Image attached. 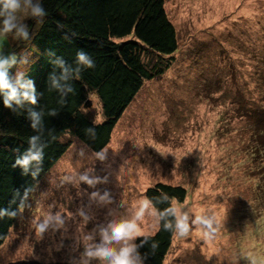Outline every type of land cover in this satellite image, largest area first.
Returning <instances> with one entry per match:
<instances>
[{"label": "rangeland", "instance_id": "rangeland-1", "mask_svg": "<svg viewBox=\"0 0 264 264\" xmlns=\"http://www.w3.org/2000/svg\"><path fill=\"white\" fill-rule=\"evenodd\" d=\"M20 2L18 22L25 24L39 0ZM164 8L177 50L143 56L163 73L143 81L113 126L103 160L75 136L61 137L70 143L37 179L0 245V263L100 264L84 255L86 244L101 243L110 221L131 220L146 188L164 182L186 189L183 201L174 200L190 229L183 238L173 234L162 264H264V151L254 137L264 107V0H165ZM17 37L0 33V55H12L5 43ZM84 111L95 122L104 118L92 91ZM81 174L99 179L90 185ZM153 210L149 204L135 221L144 234L157 229ZM56 214L63 224L52 221L38 234L44 216ZM196 214L209 218L211 229L192 225ZM135 237L108 243L118 250Z\"/></svg>", "mask_w": 264, "mask_h": 264}, {"label": "trees", "instance_id": "trees-1", "mask_svg": "<svg viewBox=\"0 0 264 264\" xmlns=\"http://www.w3.org/2000/svg\"><path fill=\"white\" fill-rule=\"evenodd\" d=\"M164 1L39 0L43 14H30L26 20L28 36H18L12 43L10 52L15 63L8 69L13 80L17 75L21 82L31 80L37 94L36 103L24 100L7 107L0 95V212L3 213L0 245L37 179L68 147L70 142L61 141V137L69 133L89 148L100 150L108 143L113 126L143 81L163 73V66L149 64V60L143 61V56L150 53L156 57L168 56L177 50L176 31ZM78 51L89 55L92 67L77 64ZM58 58L70 69L67 79L62 81L59 80L62 68L55 63ZM77 68L79 74L73 75ZM53 78L65 87H54ZM68 85L72 91L67 90ZM89 91L100 101L104 117L100 122L84 111ZM260 109L254 137L259 142L258 151L262 152L264 107ZM32 111L40 116L36 128L32 127ZM88 128L93 132H88ZM34 135L39 137L37 144L43 145L42 156L39 162L30 161L25 172L15 161L26 154L29 138ZM185 196L186 189L179 184L156 182L145 190L146 200L157 213L169 207L172 200L181 202ZM165 221L174 225L175 218L173 215L160 218L154 233L138 235L133 240L136 246L133 252L144 264L163 262L174 234L173 228H164ZM0 264L73 263L25 259Z\"/></svg>", "mask_w": 264, "mask_h": 264}, {"label": "clouds", "instance_id": "clouds-1", "mask_svg": "<svg viewBox=\"0 0 264 264\" xmlns=\"http://www.w3.org/2000/svg\"><path fill=\"white\" fill-rule=\"evenodd\" d=\"M31 3V0H30ZM22 8V4L20 0H0V33L7 34L9 32L15 31V34L19 37H27L28 31L25 24L18 22V13ZM30 14L32 16H39L43 14V9L40 7L39 3H31ZM76 62L78 65H83L85 67H92L93 61L84 51H78L76 53ZM15 63V57L13 55H9L5 57L0 55V95L3 97V104L7 107H11L12 103L20 104L21 101H29L33 104L36 103V93L31 80H27L21 82L20 76L17 75L13 80L10 78L8 69ZM55 63L61 66L62 71L59 76V80L67 79V74L70 69L64 66V61L62 59H57ZM73 75L79 74V69L77 68L72 73ZM52 84L56 88L65 87L59 83L56 78L52 79ZM68 91H72L70 85L66 86ZM32 118V127L36 128L39 125L40 116L37 112L32 111L30 113ZM97 122H99V118H97ZM88 132H93L92 128L87 129ZM39 137L31 136L29 138L30 147L27 149L26 154L22 158H17L15 161L16 164L22 166L23 170L26 172L28 170V166L30 161H37L41 159L42 152L41 148L43 145H38ZM107 152V148H101L99 151L94 153L95 157L103 160L105 158V153ZM35 175V172L33 173ZM70 179V177H69ZM81 181H85L88 184H94L99 179L98 177H89L86 174H81L79 176ZM93 197H98L100 200H104L108 197V193L104 192L102 194H98L97 192H93L91 194ZM167 199V197H165ZM150 202L148 200H142L140 202V209L136 212L135 216L131 220H120V221H110L108 225L102 227L101 237L102 242L96 245L86 244L84 255L87 257H98L100 258V264H137V261L130 255L134 249L135 245H129L125 243L124 246L120 247L118 250L112 247L108 242L109 241H120L124 240L125 242L128 238L144 235L138 228L136 224V220H139L141 215H143L144 209L149 206ZM182 205H178L175 200L171 202V205L158 213L153 210L152 215L156 216L157 221L160 218L167 217L168 215H173L175 218V223L170 224L168 221H165L164 228H173L174 234L178 238H183L189 235V217L187 212H181L180 208ZM15 213H9V215H14ZM3 213L0 212V216ZM55 221L52 225L53 227H59L63 224V220L59 214L56 215H45L44 219L36 225L37 233H41L45 228L48 227L49 223ZM192 225H204L207 226L208 229H211V221L209 218L196 214L194 219L191 221ZM215 231V229H212ZM205 240L210 238V232L205 230L201 233ZM90 236H85V241L89 240ZM147 239V236H145ZM153 249H155L156 245H152ZM87 264V261L85 262Z\"/></svg>", "mask_w": 264, "mask_h": 264}, {"label": "crops", "instance_id": "crops-1", "mask_svg": "<svg viewBox=\"0 0 264 264\" xmlns=\"http://www.w3.org/2000/svg\"><path fill=\"white\" fill-rule=\"evenodd\" d=\"M5 45H6V46H8V45H9V46L11 47V45H10V44H8V43H5ZM30 197H33V196H29L28 198H30ZM24 206H25V205H24ZM16 221H17V220H16ZM13 225H14V224H13Z\"/></svg>", "mask_w": 264, "mask_h": 264}, {"label": "water", "instance_id": "water-1", "mask_svg": "<svg viewBox=\"0 0 264 264\" xmlns=\"http://www.w3.org/2000/svg\"><path fill=\"white\" fill-rule=\"evenodd\" d=\"M86 105V103L84 104V106Z\"/></svg>", "mask_w": 264, "mask_h": 264}]
</instances>
